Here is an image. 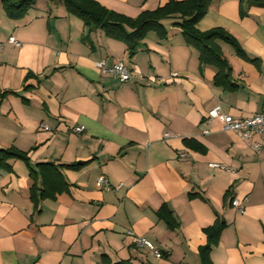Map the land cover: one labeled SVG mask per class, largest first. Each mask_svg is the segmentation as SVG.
<instances>
[{
    "label": "crops",
    "instance_id": "0c3cea01",
    "mask_svg": "<svg viewBox=\"0 0 264 264\" xmlns=\"http://www.w3.org/2000/svg\"><path fill=\"white\" fill-rule=\"evenodd\" d=\"M95 1L133 19L171 0ZM180 22L164 20L166 38L150 33L130 56L125 44L89 33L61 0H35L19 21L0 0V95L15 93L0 101V150L29 161L0 171V264H203L204 230L215 225L224 228L209 264H264V149L223 132L221 117L208 119L217 107L232 118L264 111V9L212 0L196 25L224 30L244 51L246 59L218 43L233 90L215 85L217 70L200 65ZM101 60L122 61L130 81L102 74ZM76 127L85 130L77 135ZM39 164L57 167L62 190L45 199L36 191L32 200ZM100 177L113 189L101 188ZM128 232L162 257L135 248Z\"/></svg>",
    "mask_w": 264,
    "mask_h": 264
},
{
    "label": "trees",
    "instance_id": "16d2710c",
    "mask_svg": "<svg viewBox=\"0 0 264 264\" xmlns=\"http://www.w3.org/2000/svg\"><path fill=\"white\" fill-rule=\"evenodd\" d=\"M61 1L67 14L79 19L89 33L100 31L105 37L125 44L130 56H134L142 48L143 41L150 33L156 34L159 39H165L167 32L162 22L179 17L181 22L176 26L181 30V36L185 44L197 51L200 65L211 66L217 70L215 85L226 90L234 89V86L229 82L231 68L218 43L222 42L230 45L235 54L242 59H246L244 51L238 42L222 29H213L204 33L196 29L197 23L206 16L212 0H184L181 2L171 0L163 7L155 11L142 12L133 19L107 10L95 0ZM248 3L251 6L264 9V0H255V4L250 1ZM34 4L35 0H2L3 10L7 18L12 21L23 19ZM25 89H29V87H25ZM14 94L11 92L2 93L0 101L8 95ZM11 160L21 161L27 166L29 163L26 153L19 152L14 148L0 150V171L10 172L11 167L8 162ZM70 167L74 168L75 166ZM36 168L38 172L31 175L34 181L32 200H35L36 191L41 192V199L50 198L56 193H60L62 188L60 190L58 187H54V184L61 179L59 173H56L57 167L52 164H39ZM39 178L41 179L40 189L38 185ZM63 186L65 187V183ZM162 211L166 214L163 219L168 227L174 229L177 224L172 215L167 210ZM223 228L222 225H215L204 230L207 244L200 249V258L203 264H209L210 250L217 245Z\"/></svg>",
    "mask_w": 264,
    "mask_h": 264
},
{
    "label": "built area",
    "instance_id": "2783aa9c",
    "mask_svg": "<svg viewBox=\"0 0 264 264\" xmlns=\"http://www.w3.org/2000/svg\"><path fill=\"white\" fill-rule=\"evenodd\" d=\"M8 42L17 47L19 46V44L15 41L14 38H10ZM95 66L97 70H99L102 74L116 77L121 84L128 83L131 79V72L127 69V67L122 61L116 62L115 65L108 66L105 60H101L97 62ZM177 76V74L172 75V77L174 78ZM219 117H221L223 120V132L235 134L255 153H260L262 149H264V111L248 118H232L228 115H222L220 107H217L214 110L210 111L208 114L209 120H213ZM84 130L85 129L83 127H76L73 129V133L79 135L82 134ZM204 134H207V132H205ZM168 137L169 134L166 133L165 138ZM181 158H185V155H181ZM210 167L226 170L225 167L216 164L210 165ZM97 184L107 191L113 189L103 177H100L97 180ZM231 206L235 209L238 214H244L245 210L239 200L233 199L231 202ZM127 236L129 237V239L131 240V244L135 248H146L152 251L155 257H162L161 253L155 250L153 245L148 240L138 237L132 232H128Z\"/></svg>",
    "mask_w": 264,
    "mask_h": 264
},
{
    "label": "rangeland",
    "instance_id": "374dc122",
    "mask_svg": "<svg viewBox=\"0 0 264 264\" xmlns=\"http://www.w3.org/2000/svg\"><path fill=\"white\" fill-rule=\"evenodd\" d=\"M248 1H250L251 3H253V4H255L254 2H255V0H248ZM247 1V2H248ZM258 1H260V0H258ZM258 8V7H257ZM171 21V20H170ZM171 22H173V21H171Z\"/></svg>",
    "mask_w": 264,
    "mask_h": 264
}]
</instances>
